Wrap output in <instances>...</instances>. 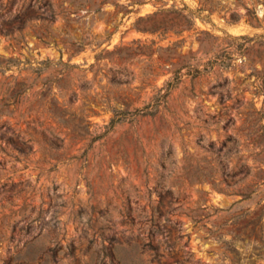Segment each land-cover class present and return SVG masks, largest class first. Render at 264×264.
Returning <instances> with one entry per match:
<instances>
[{
    "label": "rangeland",
    "instance_id": "1",
    "mask_svg": "<svg viewBox=\"0 0 264 264\" xmlns=\"http://www.w3.org/2000/svg\"><path fill=\"white\" fill-rule=\"evenodd\" d=\"M0 264H264V0H0Z\"/></svg>",
    "mask_w": 264,
    "mask_h": 264
},
{
    "label": "trees",
    "instance_id": "2",
    "mask_svg": "<svg viewBox=\"0 0 264 264\" xmlns=\"http://www.w3.org/2000/svg\"><path fill=\"white\" fill-rule=\"evenodd\" d=\"M170 88H171V86H169L168 90ZM167 94H168V91L166 93L162 94V98H159L156 100L155 105H154V110L153 109L149 110V104H148L144 108H136L135 113H141L142 115L155 113V111L157 110L159 105L165 101V97ZM119 120H123V116H113L111 121L109 122L108 128L112 127Z\"/></svg>",
    "mask_w": 264,
    "mask_h": 264
}]
</instances>
